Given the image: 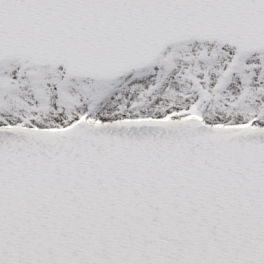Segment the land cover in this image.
<instances>
[{"label": "snow or ice", "instance_id": "obj_1", "mask_svg": "<svg viewBox=\"0 0 264 264\" xmlns=\"http://www.w3.org/2000/svg\"><path fill=\"white\" fill-rule=\"evenodd\" d=\"M0 264H264V0H0Z\"/></svg>", "mask_w": 264, "mask_h": 264}]
</instances>
